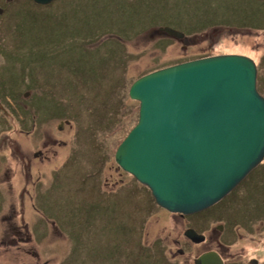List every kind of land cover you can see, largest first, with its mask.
Returning <instances> with one entry per match:
<instances>
[{
  "label": "rangeland",
  "instance_id": "1",
  "mask_svg": "<svg viewBox=\"0 0 264 264\" xmlns=\"http://www.w3.org/2000/svg\"><path fill=\"white\" fill-rule=\"evenodd\" d=\"M1 30L2 43L16 48L5 51V65L0 59L3 119L13 120L19 93L23 104L41 107L57 142L40 161L33 154L44 142H34L31 124L0 132V264H135L147 254L163 262L184 247L175 244L184 241L176 220L199 229L221 218L253 220L264 251V160L218 203L182 219L154 205L114 160L138 119L130 83L145 74L239 54L255 62L264 96V0H12ZM191 260L188 250L180 262Z\"/></svg>",
  "mask_w": 264,
  "mask_h": 264
},
{
  "label": "water",
  "instance_id": "2",
  "mask_svg": "<svg viewBox=\"0 0 264 264\" xmlns=\"http://www.w3.org/2000/svg\"><path fill=\"white\" fill-rule=\"evenodd\" d=\"M156 32L185 38L169 27ZM256 83L255 62L239 54L211 55L139 77L128 89L138 102L137 123L117 147L115 163L169 213L209 208L264 159V96ZM184 234L203 240L192 229ZM198 261L208 264L207 255Z\"/></svg>",
  "mask_w": 264,
  "mask_h": 264
},
{
  "label": "flooded vegetation",
  "instance_id": "3",
  "mask_svg": "<svg viewBox=\"0 0 264 264\" xmlns=\"http://www.w3.org/2000/svg\"><path fill=\"white\" fill-rule=\"evenodd\" d=\"M10 1L12 0H0V53H2L1 54L2 56H0V59L3 60L4 65L9 60L8 58L4 56V54L6 53L5 51L16 49V48L5 46V44L2 43L1 22H2L3 16L6 13V5ZM161 35H164V34H161ZM170 38L175 40V38H172V37ZM184 39L185 38L180 39L179 41L184 40ZM1 67L2 66H0V68ZM15 97H16L15 98L16 104L13 107L9 108L10 112H12V115L14 116L12 118L13 120L10 122H6L3 119L5 118L4 114L6 113L5 111L6 108L5 106H2L0 102V132L3 129L14 127V125L15 126L17 125V127L21 129L22 132H24L22 128H29V124H31L33 127H30V129H32L31 135L32 134L34 135V142L38 143L39 140L40 142H44L41 150L39 149V151L34 152L33 157L40 159V161H45L48 158V156H46L47 153L53 154L52 150H50L51 146L49 144L54 145L55 142H57L56 139H53L51 137V135H53V132H52L53 128L48 126L47 121H45V118L41 116V107L39 105H36L35 103H30L29 105L23 104L20 98L21 94L19 93L16 94ZM29 115H31L30 119L28 118ZM35 116L36 117L38 116V119H37L36 124H33L35 120L34 119ZM25 118L28 119V121H26ZM63 122L64 121H60V125L56 127L57 130H60V129L63 130ZM37 124L39 125L40 129L36 128ZM41 135H42V138L40 139ZM15 147H16V152H18L17 149L23 148L21 146L20 147L15 146ZM251 172H249L247 176ZM244 179L242 181H244ZM179 216L181 217V219L183 218V216L181 215ZM252 221L253 220H249V219H236L231 224H228L225 222L224 219L221 218V221L210 223L204 229H199L193 225L185 226L188 224L185 223L184 225L183 223H178L176 220V224H178L177 232L180 231V233L178 234L181 237H183L184 241H182L181 239H178V240H175V244L179 246L183 244L184 247L188 246V249H185L184 247L176 248L177 252L174 254H171V256L167 255V258L164 257L163 262L160 256L156 254L155 255L147 254V256L143 258V261H142V257H140L138 260H136L135 264H183V262L181 263L180 260L182 257L186 255L188 250H190V253L192 255V260L190 264H202L198 260L204 255H207L208 264H264V251L262 250V253H261L260 251L257 250L258 248L262 247V243L261 244L254 243L255 239L256 240H259V239H257L254 232H252L253 230L252 224H251ZM183 225L185 227L182 231L181 226ZM143 226H144V223L141 225V230ZM229 227H231L230 230L226 231ZM187 229H192L199 235H202L203 240L197 241L198 238L188 239L184 234ZM141 235H142V232H141ZM226 235H230L231 237H227ZM236 242L241 246L240 248L245 247L247 249L244 248V249L239 250L238 252L232 253V246L236 244ZM152 244L153 246L157 244L158 246L163 247L160 245V240L159 241L154 240ZM144 249L145 248L142 249L141 255L144 253L143 251ZM250 253H252V256H249Z\"/></svg>",
  "mask_w": 264,
  "mask_h": 264
},
{
  "label": "trees",
  "instance_id": "4",
  "mask_svg": "<svg viewBox=\"0 0 264 264\" xmlns=\"http://www.w3.org/2000/svg\"><path fill=\"white\" fill-rule=\"evenodd\" d=\"M170 22V21H169ZM199 26V28L200 29H203V28H205V27H208V25H206V24H201V25H198ZM172 28V27H171ZM199 29V30H200ZM199 30H197V31H199ZM133 83V82H132ZM132 83H130V84H132ZM16 98V97H15ZM146 188V187H145ZM147 190H148V188H146ZM149 191V190H148ZM153 199V198H152ZM154 205H156V204H154ZM157 206V205H156ZM158 207V206H157ZM158 208H160V207H158Z\"/></svg>",
  "mask_w": 264,
  "mask_h": 264
},
{
  "label": "clouds",
  "instance_id": "5",
  "mask_svg": "<svg viewBox=\"0 0 264 264\" xmlns=\"http://www.w3.org/2000/svg\"><path fill=\"white\" fill-rule=\"evenodd\" d=\"M228 195V194H227ZM222 200V199H221Z\"/></svg>",
  "mask_w": 264,
  "mask_h": 264
}]
</instances>
